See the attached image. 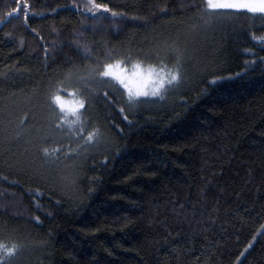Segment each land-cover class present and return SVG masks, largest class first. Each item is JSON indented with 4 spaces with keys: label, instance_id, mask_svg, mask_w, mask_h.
<instances>
[{
    "label": "trees",
    "instance_id": "obj_1",
    "mask_svg": "<svg viewBox=\"0 0 264 264\" xmlns=\"http://www.w3.org/2000/svg\"><path fill=\"white\" fill-rule=\"evenodd\" d=\"M95 2L125 15L28 0L0 26V241L20 245L0 264H264V14L214 9L205 24V0ZM13 8L0 0V23ZM173 42L184 74L162 97L130 106L89 78L109 51L148 64ZM50 81L86 98L95 143L79 124L33 139Z\"/></svg>",
    "mask_w": 264,
    "mask_h": 264
},
{
    "label": "snow or ice",
    "instance_id": "obj_2",
    "mask_svg": "<svg viewBox=\"0 0 264 264\" xmlns=\"http://www.w3.org/2000/svg\"><path fill=\"white\" fill-rule=\"evenodd\" d=\"M21 6L27 9L29 7L28 0H16V8H13L9 15L18 12ZM90 7L93 11L103 9L111 12L112 18L123 17L125 15L124 13L113 11L107 4H97L95 0H91ZM222 8L246 9L252 13L259 12L264 14V0H205L204 7L201 9V22L205 24L210 23L213 17L209 10ZM27 15L28 13L25 11V18H27ZM115 55L114 50L109 51L106 56L109 62H98L96 66L90 67L89 78L101 81L107 80L114 85L121 86L120 90L126 91V100L130 106L137 104L139 102L137 98L141 96L162 97L169 88L178 85L183 78L185 51L175 42L165 44L162 49L145 53L146 58L155 59L154 63L145 64L143 60L133 58L130 51L120 56V58H114ZM166 60L170 61V63H166ZM246 63H251V61H246ZM230 75H239V73ZM77 79L79 81V78ZM221 79H224V77L213 76L211 81L215 83ZM64 83L65 81H50L48 100L50 102L49 107L53 109V113L49 117L50 122L47 128L44 129V135H39L40 129L37 128L38 134L33 139L38 141L51 140L65 125L79 124L76 138H82L85 144L95 143L101 136L98 127L87 131L86 135H82L86 131L84 125L87 123L86 118L81 119L83 113L87 110L86 98L80 95L78 90H72L68 93V90L63 87ZM61 92L68 94L61 95ZM104 95L107 98V92ZM120 111L123 112L124 110L121 108ZM69 116L75 119L69 120ZM125 119H127L126 116ZM24 123H26V120L21 121V124ZM16 136L19 137L20 133L18 132ZM37 150L44 157H48L53 151H56V149L50 150L43 146H38ZM74 151L73 149H69L70 153ZM36 219L39 220V217H36ZM19 248L20 245L16 243L8 246L6 242L0 241V262L4 261L6 257L14 255Z\"/></svg>",
    "mask_w": 264,
    "mask_h": 264
},
{
    "label": "water",
    "instance_id": "obj_3",
    "mask_svg": "<svg viewBox=\"0 0 264 264\" xmlns=\"http://www.w3.org/2000/svg\"><path fill=\"white\" fill-rule=\"evenodd\" d=\"M10 16H12V14H11V15H8V18H7L5 21H2V22L0 23V26H1L4 22L8 21Z\"/></svg>",
    "mask_w": 264,
    "mask_h": 264
}]
</instances>
